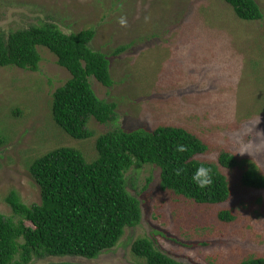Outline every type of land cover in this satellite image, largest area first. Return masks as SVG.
<instances>
[{
    "label": "rangeland",
    "instance_id": "rangeland-1",
    "mask_svg": "<svg viewBox=\"0 0 264 264\" xmlns=\"http://www.w3.org/2000/svg\"><path fill=\"white\" fill-rule=\"evenodd\" d=\"M255 1L264 15V0ZM46 23L66 34L95 30L89 46L107 55L114 85L95 78L91 83L101 100L117 105L116 121L105 125L92 118L94 136L86 140L55 123L54 93L72 76L44 47L38 48L37 72L0 68V213L13 216L6 202L12 191L28 206L41 203L30 169L36 159L68 147L93 162L97 139L119 128L182 127L210 146L199 160L218 163L228 151L240 165L221 167L232 197L219 205H199L163 190L159 167L135 165L126 180L140 201L142 220L117 247L95 260L45 256L31 264H146L132 251L141 238L183 263L264 258V189L242 182L248 161L264 174V18L242 20L225 0H0V32L6 36ZM225 210L236 220L222 222Z\"/></svg>",
    "mask_w": 264,
    "mask_h": 264
},
{
    "label": "trees",
    "instance_id": "trees-1",
    "mask_svg": "<svg viewBox=\"0 0 264 264\" xmlns=\"http://www.w3.org/2000/svg\"><path fill=\"white\" fill-rule=\"evenodd\" d=\"M225 1L242 20L264 18L255 0ZM94 38L93 29L66 34L51 23L8 36L0 32V68L37 72L42 61L38 48L44 47L70 72L71 79L54 93L52 113L55 123L78 140L94 136L89 129L92 118L105 125L116 121L117 105L101 100L91 83L95 78L105 87L114 85L107 55L89 46ZM125 50L120 48L115 54ZM178 145H185L187 151L178 152ZM96 147L98 157L93 162L78 149L68 147L54 149L34 161L30 169L41 189V203L28 206L16 191L7 196L13 216L0 213V264H31L35 257L45 256L95 260L117 247L126 230L142 220L140 201L129 192L126 180L135 165L159 167L163 190L199 205L228 202L232 188L221 167L231 170L240 165L236 155L228 151L221 152L218 163L199 160L210 146L189 130L175 126L154 131L119 128L101 135ZM202 165L211 169L213 178L206 189H199L192 181L194 171ZM242 182L247 188L264 189V174L248 161ZM219 219L230 223L236 217L225 210ZM132 251L146 264H190L164 254L148 238L137 240ZM239 264H264V258Z\"/></svg>",
    "mask_w": 264,
    "mask_h": 264
},
{
    "label": "clouds",
    "instance_id": "clouds-1",
    "mask_svg": "<svg viewBox=\"0 0 264 264\" xmlns=\"http://www.w3.org/2000/svg\"><path fill=\"white\" fill-rule=\"evenodd\" d=\"M120 23L123 25L126 23V21L124 19H121ZM177 151H187V147L185 145H178ZM192 181L199 189L208 188L213 183L211 169L203 165L196 168L192 175Z\"/></svg>",
    "mask_w": 264,
    "mask_h": 264
}]
</instances>
